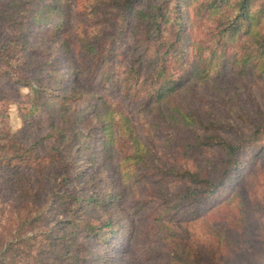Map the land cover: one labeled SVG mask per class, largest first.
Returning <instances> with one entry per match:
<instances>
[{
    "label": "trees",
    "instance_id": "trees-1",
    "mask_svg": "<svg viewBox=\"0 0 264 264\" xmlns=\"http://www.w3.org/2000/svg\"><path fill=\"white\" fill-rule=\"evenodd\" d=\"M93 1L92 15L99 7L111 12L108 22L117 34L94 36L83 47L86 56L95 66L110 69L115 57L112 45L125 33L130 60L115 84L117 91L125 94L124 98L140 95L144 100L141 109L184 129L185 150L203 161L194 171L158 169L186 182L177 193L154 183V193L160 200L155 221L158 228L170 232L162 223L164 217L176 216L182 206H188L187 212L196 216L205 203L220 197L237 181L242 169L240 152L250 149L255 134L259 133L264 143V125L246 135L238 124L231 130L234 138L221 137L218 131L222 123L213 121L212 109L199 110L188 103V98L198 99L199 85L208 83L214 85L216 99L224 101L219 87L225 75L264 83V0ZM63 2L0 0V264H78L81 253L84 258L95 254L76 242L78 231H74L73 221H58L43 235L41 230L27 238L19 237V231L26 227L46 223V211L52 204L53 209L60 208L72 217L86 208L91 212L95 207H106V193L82 197L61 189L76 177L70 155L84 144L77 126L87 108L100 124L102 139L108 138V142H101L103 161L115 166L118 179L120 164L116 160L121 158L124 163L133 161L137 167L155 169L150 164V151L139 150L129 117L122 111L117 120L113 117L111 101L102 97L93 101L80 90L58 96L48 91L47 83L57 85L63 76L47 52L46 35L38 33L42 48L31 41L29 22L44 10L48 21H37L38 27L48 24V34L58 40L63 28ZM51 13L54 17H48ZM5 28L12 29L10 34L4 33ZM68 48L66 40L58 45L59 50ZM21 89L26 93L22 95ZM12 100L22 121L18 132H10L4 125ZM36 119L37 126L47 121L50 131L42 136L32 133ZM115 126L127 130L129 151H125L122 134H113ZM120 146L124 151H119ZM107 226L110 224L103 223L97 228ZM104 237L98 235L100 240ZM37 244L48 245L47 256Z\"/></svg>",
    "mask_w": 264,
    "mask_h": 264
},
{
    "label": "rangeland",
    "instance_id": "rangeland-1",
    "mask_svg": "<svg viewBox=\"0 0 264 264\" xmlns=\"http://www.w3.org/2000/svg\"><path fill=\"white\" fill-rule=\"evenodd\" d=\"M93 2L64 0L63 28L56 41L48 34V24L38 27L37 21H48L44 18V10L36 13L35 20L29 22L31 41L38 48L47 43L52 64L63 76L57 85L47 83L48 91L58 96L80 90L93 101L95 97L111 101L115 107L113 117L117 120L120 111L129 117L139 150L150 151V164L155 169L137 167L133 161L124 163L121 158L116 160V164H120L118 179L115 166L103 161L101 142H108V138L102 139L100 124L87 108L83 113L85 117L80 119L77 126L84 144L80 151L70 155L75 162L76 177L61 189L82 197L106 193V207H95L91 212H87L86 208L72 217L64 215L60 208L53 209L55 204H52L46 211V223L26 227L19 231V237L27 238L41 230L43 235L58 221H73L76 225L74 231H78L76 242L83 248L95 251L87 258L81 253L78 264H264V143L259 133L255 134L250 149L244 148L240 152L242 169L238 172L237 181L225 193L209 204L205 203L196 216V213L187 212L188 206H182L176 216L164 217L162 223L171 229L170 232L158 228L155 219L160 200L154 193V183L164 184L171 193H177L186 186L184 180L167 176L158 169L173 167L179 171L186 168L194 171L201 167L203 161L185 150L187 133L184 129L141 109L144 100L140 95L134 94V99L124 98L125 94L123 96L117 91L115 84L124 75L130 60L126 54L130 42L125 39V33L112 45L115 57L110 69L95 66L86 56L83 47L94 36L117 34L114 26L108 22L111 12L99 7L97 13L92 15ZM54 15L51 13L48 17ZM11 30L5 28L4 33L10 34L8 31ZM39 31L46 35L44 43L37 41ZM62 40L68 42L67 50L58 49ZM221 84L219 88L222 89L224 101L216 99L217 91L210 83L199 85L197 100L188 98L193 108L212 109L213 121L222 123L219 136L234 138L231 130L238 124L246 135H251L256 126L264 125L263 82L251 78L230 79L225 75ZM19 91L22 95L26 93L25 89ZM15 100L9 105L8 116L4 120L10 132H18L22 128L17 106L13 104ZM37 123L38 119L33 121L32 133L42 136L50 131V128H46L47 121L40 126ZM248 127L252 130L249 131ZM112 132L114 135L122 134L126 141L124 147L126 143L129 144L124 127L115 126ZM129 147L125 151H129ZM118 149L124 151L122 146ZM103 223L110 226L98 229V225ZM98 235L105 237L100 240ZM36 247L40 248L43 256L48 255L47 244L42 247L37 244ZM83 248H80L81 251Z\"/></svg>",
    "mask_w": 264,
    "mask_h": 264
}]
</instances>
